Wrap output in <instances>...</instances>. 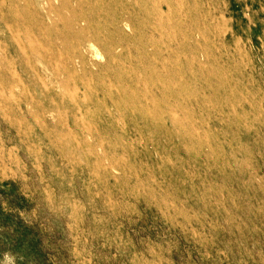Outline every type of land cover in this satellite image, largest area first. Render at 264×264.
<instances>
[{
    "label": "rangeland",
    "instance_id": "rangeland-1",
    "mask_svg": "<svg viewBox=\"0 0 264 264\" xmlns=\"http://www.w3.org/2000/svg\"><path fill=\"white\" fill-rule=\"evenodd\" d=\"M110 1L0 0V264H264V0H222L219 34L147 0L123 35Z\"/></svg>",
    "mask_w": 264,
    "mask_h": 264
},
{
    "label": "bare ground",
    "instance_id": "bare-ground-1",
    "mask_svg": "<svg viewBox=\"0 0 264 264\" xmlns=\"http://www.w3.org/2000/svg\"><path fill=\"white\" fill-rule=\"evenodd\" d=\"M197 3L196 5V11L197 13L202 15L203 21L205 24H208L209 27L213 28V25L215 26V30H222L224 32V20H223V6L221 5V2H216L217 0H196ZM53 9V7H50ZM106 10V14H105ZM184 10L187 11V9H184V6L182 4H177L176 7L174 8V12L168 17V21L171 19L172 24L174 22V26L178 28L181 33V42L182 43H189L191 46L194 47V50H197L196 55L194 57L195 60H207L209 61L211 59V51L208 50L204 46V42L206 39L208 40V36L206 34L208 29L207 26H205V29H201L198 26L202 25V22L200 20H193L194 23L190 25L188 29H184L187 24L184 23L183 20H181V17L184 14ZM15 16L16 18L19 16L18 14V8L15 10ZM21 11V10H20ZM98 11L101 12L99 15L104 14L107 18L108 23H112V25L108 28V33H111V31H116V33L123 35L124 32L126 31V28H131L135 33L139 34L141 32L142 28V21L143 20H154L156 22V19L158 18L156 15H159L161 10L160 4L152 3L151 1L148 4L147 0H116V1H110L108 6H104V9L102 6L98 7ZM49 14V13H48ZM25 13L21 11V14L19 17H22V19L25 18ZM78 15V14H76ZM34 16L37 18V20L40 19L41 14L38 16L37 14L34 13ZM69 20L72 17H68ZM88 18L84 17H78L75 16L74 19L70 20L73 22V24L76 26L75 31L80 32L86 29V27L82 26L83 21L87 20ZM40 24L44 25L45 23L41 20ZM140 22V24L138 23ZM220 23L221 25L223 24V27L220 25L216 26V23ZM139 24V25H138ZM157 27H154V30H156ZM218 33V31H217ZM15 34V33H14ZM219 34V33H218ZM223 35V44L222 48H225V35ZM103 32L98 31L94 34V36L88 35V37L83 36V40H87L90 42V46L96 50V54L99 55L100 52L98 51V47L96 46L95 40H100L103 41ZM135 37V36H134ZM127 43L129 44L130 41L133 40L132 36L127 39ZM146 42V44L154 45L156 44V41H153V38H150L145 40L142 39ZM141 40V41H142ZM119 45L122 46L121 43L117 42H107L105 43V48L107 49L108 54L112 55V60H114V56L116 54H120L121 51L118 50ZM222 52V51H221ZM101 55V54H100ZM226 55V54H224ZM84 56V55H83ZM161 75H158V78H160ZM132 90L131 88L128 89ZM120 91H118L117 94H114L111 96V93H108V96L110 100H112L115 96H120ZM118 99V98H115ZM129 108V107H128ZM171 114V113H170ZM173 117V114H171ZM251 128V127H250ZM190 138L194 139V134L191 133L189 135ZM201 142H198L200 144ZM231 248V247H230Z\"/></svg>",
    "mask_w": 264,
    "mask_h": 264
}]
</instances>
